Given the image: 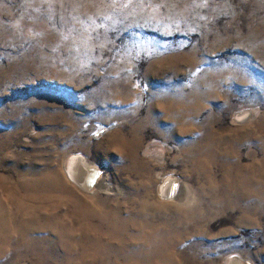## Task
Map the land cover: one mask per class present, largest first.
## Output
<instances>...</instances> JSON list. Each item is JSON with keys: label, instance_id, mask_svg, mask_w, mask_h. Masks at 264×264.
Masks as SVG:
<instances>
[{"label": "rangeland", "instance_id": "rangeland-1", "mask_svg": "<svg viewBox=\"0 0 264 264\" xmlns=\"http://www.w3.org/2000/svg\"><path fill=\"white\" fill-rule=\"evenodd\" d=\"M231 260L264 264V0H0V264Z\"/></svg>", "mask_w": 264, "mask_h": 264}, {"label": "bare ground", "instance_id": "bare-ground-1", "mask_svg": "<svg viewBox=\"0 0 264 264\" xmlns=\"http://www.w3.org/2000/svg\"><path fill=\"white\" fill-rule=\"evenodd\" d=\"M245 116V115H244ZM243 116V117H244ZM240 117V116H239ZM242 118V116H241ZM246 119V116H245ZM68 177L69 179L76 183L79 187L82 188H91L97 181V169L89 165L81 157H74L70 160L68 166ZM178 183L175 180H168L165 182L162 192L169 193L167 191H175L178 187ZM174 194V193H172ZM170 195V194H168ZM230 264H241L238 260H231Z\"/></svg>", "mask_w": 264, "mask_h": 264}]
</instances>
